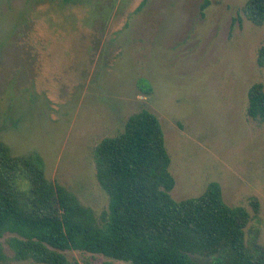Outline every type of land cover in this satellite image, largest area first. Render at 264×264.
I'll use <instances>...</instances> for the list:
<instances>
[{
  "label": "rangeland",
  "instance_id": "374dc122",
  "mask_svg": "<svg viewBox=\"0 0 264 264\" xmlns=\"http://www.w3.org/2000/svg\"><path fill=\"white\" fill-rule=\"evenodd\" d=\"M246 1L0 0V141L15 156L38 154L46 178L98 216L108 197L93 150L147 110L162 127L171 197H197L217 182L228 206L250 213L246 244L264 247V122L246 112L249 88L264 87V23L246 18Z\"/></svg>",
  "mask_w": 264,
  "mask_h": 264
},
{
  "label": "trees",
  "instance_id": "16d2710c",
  "mask_svg": "<svg viewBox=\"0 0 264 264\" xmlns=\"http://www.w3.org/2000/svg\"><path fill=\"white\" fill-rule=\"evenodd\" d=\"M67 2L78 0H63V5ZM242 10L255 25L264 23V0H247ZM257 64L264 67V46ZM246 112L264 122L262 84L249 88ZM93 160L108 197L107 210L98 216L46 178L38 154L15 156L0 141V240L6 237L12 253L8 257L0 244V264H80L64 252L127 264H196L192 257L210 259V264H264V247L245 241L250 213L228 206L217 182L197 197H171L170 157L151 112L130 115L120 133L95 146ZM250 205L257 214L258 202L251 199Z\"/></svg>",
  "mask_w": 264,
  "mask_h": 264
}]
</instances>
